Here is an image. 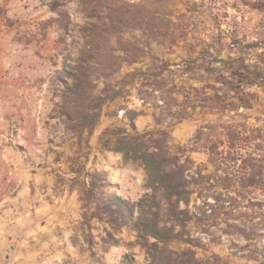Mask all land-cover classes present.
<instances>
[{
  "label": "rangeland",
  "instance_id": "obj_1",
  "mask_svg": "<svg viewBox=\"0 0 264 264\" xmlns=\"http://www.w3.org/2000/svg\"><path fill=\"white\" fill-rule=\"evenodd\" d=\"M246 1L254 0H0V264H149L130 227L114 229L88 217L107 196L133 202L145 191L143 169L101 146L105 128L128 127V116L139 130L166 128L173 150L185 148L193 171L229 173L238 181L245 171L254 174L232 192L240 194L232 212L222 213L207 232L193 223L190 231L199 238L193 249L203 264H264V84H246L253 94L249 109L210 111L202 101L216 94L235 100L222 80L242 60L264 72V11ZM207 47L223 62H203ZM83 51L97 59L80 70L87 76L82 98L107 92L111 98L91 134L71 137L77 114L71 110V66ZM174 90L172 110L187 108L182 119L166 111ZM227 126L259 136L257 148L238 147L245 164L209 160L205 146L211 141L228 153L220 143ZM250 152L259 158L253 169L245 168ZM91 182L95 195L83 200ZM71 187L77 189L68 214L71 254H59L46 242L52 213L41 207L68 198ZM194 202L200 203L195 195L191 208Z\"/></svg>",
  "mask_w": 264,
  "mask_h": 264
},
{
  "label": "trees",
  "instance_id": "obj_2",
  "mask_svg": "<svg viewBox=\"0 0 264 264\" xmlns=\"http://www.w3.org/2000/svg\"><path fill=\"white\" fill-rule=\"evenodd\" d=\"M244 4L264 11V0L246 1ZM205 51L206 54L201 57L203 62L211 65L223 62L222 58L213 56L208 47ZM89 54V51L81 52V57L74 60L76 64L71 66V94L72 97L74 96L71 100L73 103L71 110L77 112L75 116H71L73 122L71 135L76 137H80L84 132L91 134L102 104L111 98V96H106L109 95L108 92L105 98L93 96L89 99L82 98L85 93L87 76L80 70L91 59L95 61L97 59L95 54H91L92 56ZM210 69L215 70L216 67L210 66ZM232 73L233 76H226L222 82L234 91L235 100H223L218 94L212 97L205 95L202 101L210 111L223 112L235 105L246 109L253 107V94L246 91L245 86L246 84H264V72L256 66L251 67L244 64L242 60ZM133 74L134 72L129 75ZM190 89L195 92L199 91L195 87ZM174 93L177 92L175 90L170 92L171 104L166 111L167 114L182 119L186 117L183 115L187 108L172 110L174 107L172 103L177 101V98L171 95ZM80 99L86 103L79 104ZM212 101H215V104ZM128 119V127L105 128L100 139L101 146L120 153L123 162L137 164L143 169L145 191L133 202L118 195L107 196L106 204L100 209L95 207L88 217L105 220L114 229L122 226L130 227L135 232L136 242L144 248L149 264H203L193 249L198 245L199 238L192 236L190 223L197 226L199 232H207L209 227L218 221L222 213L232 212L240 198V194L233 195L232 192L235 193V187L240 183H243L242 186H247L246 182L249 179L253 181L254 174L250 176L245 171L240 178L241 181H238L228 175L229 173L216 177L214 173H205L200 168L193 171L192 160L185 154V148L178 147L177 150H173L171 135L166 128L155 126L139 130L134 123V117L128 116ZM154 120L157 125L161 124L156 114H154ZM217 126L221 127V124ZM202 127L200 126L197 130V137L202 133ZM230 128L231 126H227L228 130L222 133L226 139L220 140V143H226L228 153L224 156L218 150L219 144L211 141L205 146L209 153V160L213 163L217 162L218 165L222 164L220 161L234 165L238 160L245 164V158L239 153L240 148L238 147L249 143L248 151L257 148L260 146L257 143L259 136L254 135L253 131L251 135H245L242 134L245 130L240 131L235 128L231 130ZM248 160L245 168L253 169L259 158L250 152ZM95 188L94 182L86 185L82 199L91 200L95 195ZM193 195L195 199H200V203L194 202L191 208ZM209 197H213L214 201H208ZM248 201L252 202L249 199ZM83 217L86 218V214ZM108 236L113 237L109 233ZM173 242H179L182 246L174 248L171 246Z\"/></svg>",
  "mask_w": 264,
  "mask_h": 264
},
{
  "label": "crops",
  "instance_id": "obj_3",
  "mask_svg": "<svg viewBox=\"0 0 264 264\" xmlns=\"http://www.w3.org/2000/svg\"><path fill=\"white\" fill-rule=\"evenodd\" d=\"M74 135H71L73 137ZM77 143H79L77 141ZM77 189L71 187V195H69L68 198H71L69 200L66 198V195L63 197H60L59 200H57V203H51L46 204L45 206L41 207L43 211L52 213V215L49 216V221H51V224L45 227V230L48 231V238L46 239V242L51 243L54 247L57 246V252L59 254H62L64 251L67 254H71V223L69 222V219H71V216H68V214H71V212H74V210H71V202L73 198V192H76ZM53 213L57 214V221H52L55 215ZM43 245H46L43 243ZM61 246H63L65 249L61 250ZM56 249V248H54ZM50 251V250H48ZM48 251L44 252L47 253ZM52 253H55V250L51 251Z\"/></svg>",
  "mask_w": 264,
  "mask_h": 264
}]
</instances>
